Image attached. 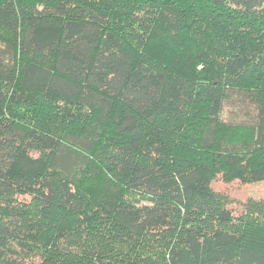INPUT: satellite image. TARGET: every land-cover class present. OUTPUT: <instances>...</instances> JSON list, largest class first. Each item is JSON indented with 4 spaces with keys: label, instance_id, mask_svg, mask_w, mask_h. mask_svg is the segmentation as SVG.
<instances>
[{
    "label": "trees",
    "instance_id": "16d2710c",
    "mask_svg": "<svg viewBox=\"0 0 264 264\" xmlns=\"http://www.w3.org/2000/svg\"><path fill=\"white\" fill-rule=\"evenodd\" d=\"M218 180L264 183V0H0V264H264Z\"/></svg>",
    "mask_w": 264,
    "mask_h": 264
},
{
    "label": "rangeland",
    "instance_id": "374dc122",
    "mask_svg": "<svg viewBox=\"0 0 264 264\" xmlns=\"http://www.w3.org/2000/svg\"><path fill=\"white\" fill-rule=\"evenodd\" d=\"M249 106L241 103L240 101H234L227 105L226 116L230 119L242 121L249 117ZM46 130L53 134L59 135L62 131L58 128L44 126ZM214 190L227 194L230 202V207L236 212V215H240L244 209V204L248 200H259L264 198V183L243 186L239 183L224 184L221 180L213 184Z\"/></svg>",
    "mask_w": 264,
    "mask_h": 264
}]
</instances>
